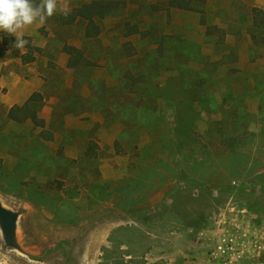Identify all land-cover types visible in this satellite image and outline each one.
Instances as JSON below:
<instances>
[{
  "label": "rangeland",
  "instance_id": "374dc122",
  "mask_svg": "<svg viewBox=\"0 0 264 264\" xmlns=\"http://www.w3.org/2000/svg\"><path fill=\"white\" fill-rule=\"evenodd\" d=\"M160 1L124 0L96 39L58 12L23 29L31 52L0 32V200L29 253L0 228V264H110L128 242L131 264H264V0ZM25 104L42 127L9 116Z\"/></svg>",
  "mask_w": 264,
  "mask_h": 264
},
{
  "label": "trees",
  "instance_id": "16d2710c",
  "mask_svg": "<svg viewBox=\"0 0 264 264\" xmlns=\"http://www.w3.org/2000/svg\"><path fill=\"white\" fill-rule=\"evenodd\" d=\"M207 0H163L158 3H152L149 4L152 11H162L169 8L172 9H181L185 11H195V12H204V6L206 4ZM124 6V0H94L92 2H83L80 5L76 6L72 11H70V14L65 17L62 14L59 16V20L67 25L74 24L78 20H82L86 22L85 28H84V37L87 39H96L102 32V21L103 19L108 16L109 14L113 13L114 11L120 9ZM256 10V9H254ZM255 19L258 20L260 25L264 23V20L259 17L258 14L255 15ZM127 27V33L126 35L131 36L134 34H138L141 32L139 24L135 23L132 24L130 22L126 23ZM8 40V37L6 38ZM7 42V41H6ZM30 52L34 50H40L39 48L33 47L32 45H28ZM65 50L68 53L72 54H79L81 55V51L77 49L74 46H66ZM34 60L33 56H30L27 58L26 55H24V61H31ZM20 112H22V115H20ZM38 110L36 108H32L29 104H25L24 106H15L13 107L10 112L9 116L11 118H31L34 123H36L38 126L41 125V120L38 118ZM92 155H95L96 153L92 151ZM130 188L133 189V191L137 192L140 186V181L133 182L129 184ZM127 192V191H126ZM129 195H132V191L129 190ZM71 196H74V193L71 192ZM133 203L137 204L140 202V199L138 197H134L133 195ZM113 235L111 237V240H113ZM115 248V247H114ZM114 248L111 250V248L105 247L104 252H106L107 260L109 261L111 259V254L116 253L114 251ZM127 250L128 254H126L127 257H130L128 259L125 258H119L117 256H112L113 260L110 264H131L134 262L135 254L133 251V247L131 243L128 242L127 244ZM125 256V257H126ZM109 264V263H108Z\"/></svg>",
  "mask_w": 264,
  "mask_h": 264
},
{
  "label": "clouds",
  "instance_id": "9594fccd",
  "mask_svg": "<svg viewBox=\"0 0 264 264\" xmlns=\"http://www.w3.org/2000/svg\"><path fill=\"white\" fill-rule=\"evenodd\" d=\"M70 11L60 0H0V32L13 35L12 47L23 50L29 45L23 29L37 22L43 25L58 12L67 17Z\"/></svg>",
  "mask_w": 264,
  "mask_h": 264
},
{
  "label": "water",
  "instance_id": "95a60500",
  "mask_svg": "<svg viewBox=\"0 0 264 264\" xmlns=\"http://www.w3.org/2000/svg\"><path fill=\"white\" fill-rule=\"evenodd\" d=\"M20 213L4 206L0 200V228L7 246L23 251L18 243L17 230Z\"/></svg>",
  "mask_w": 264,
  "mask_h": 264
},
{
  "label": "crops",
  "instance_id": "0c3cea01",
  "mask_svg": "<svg viewBox=\"0 0 264 264\" xmlns=\"http://www.w3.org/2000/svg\"><path fill=\"white\" fill-rule=\"evenodd\" d=\"M8 33H6V35H7ZM9 36H12V35H10V34H8V36L7 37H9ZM13 37V36H12ZM31 44V43H30ZM32 45V44H31ZM33 46V45H32ZM25 54V53H24ZM34 56H35V53H34ZM34 59H35V57H34ZM23 61H24V57H23ZM24 62H28V61H24ZM19 221H20V215H19ZM19 221H18V229H19ZM17 239H18V243L20 244V246L22 247V249H23V251L21 252V251H19V253H21L22 255H24V256H27L28 257V255H29V253L26 251V249L23 247V245H21V243H20V241H19V236H18V230H17ZM12 250H16V249H12ZM18 251V250H17Z\"/></svg>",
  "mask_w": 264,
  "mask_h": 264
}]
</instances>
